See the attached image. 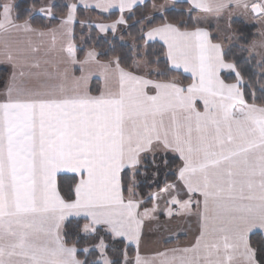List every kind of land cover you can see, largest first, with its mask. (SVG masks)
<instances>
[{
  "label": "snow or ice",
  "instance_id": "6c2138e0",
  "mask_svg": "<svg viewBox=\"0 0 264 264\" xmlns=\"http://www.w3.org/2000/svg\"><path fill=\"white\" fill-rule=\"evenodd\" d=\"M183 3L174 17L169 0H70L60 11L29 0L21 16L15 0H0L13 68L0 92V264H264V239H251L264 236V0ZM234 14L257 26L250 42ZM34 17L49 23L37 28ZM77 23L126 33L128 52L109 40L81 57ZM48 33V59L30 40L10 44ZM241 40L248 69L226 47ZM94 75L105 82L98 94L87 88ZM145 183L156 189L147 197ZM192 216L194 245L159 262L139 254L146 221L163 231Z\"/></svg>",
  "mask_w": 264,
  "mask_h": 264
},
{
  "label": "crops",
  "instance_id": "0c3cea01",
  "mask_svg": "<svg viewBox=\"0 0 264 264\" xmlns=\"http://www.w3.org/2000/svg\"><path fill=\"white\" fill-rule=\"evenodd\" d=\"M16 1L17 0H15V2ZM180 3H183V0H181ZM169 4L172 5L171 0H169ZM205 16L214 17L213 14H206ZM257 32H258V28H257ZM50 34L51 33H48L44 37H41L39 35H32V34H20L19 36L14 35L10 39V44L13 47L25 46L27 42L30 40L34 46H38L41 49V51L35 55L41 58V60H44L49 58L46 55V50H50L52 48V36ZM17 41H19V45H17ZM61 42L62 41L57 40L55 46L57 50L59 49ZM2 51H3V40L0 39V67H5L7 70L10 71V72L8 71L9 75L5 80L6 82H4L3 85L0 87V92L4 91L5 85L10 79L13 72L11 63H9L4 59ZM42 54L45 56H42ZM52 55L55 56V52H53ZM41 67L44 68L46 66L42 63ZM93 82H96L95 85L96 90L94 93L91 92L92 94H98V90L105 88V82L103 78L100 77L99 75H94L90 78L87 84V88L90 91ZM62 175H71V174H62ZM173 224H177V225L173 226L171 230L169 229L168 232H166V227L165 230H163L164 232L159 230V232L161 233L160 235L158 233V229H156L157 224L155 223V221L152 222L146 221L143 228V240L139 248V254L148 259L156 258L157 261L159 262V259H161L158 256L159 252L170 250L173 248L191 247L192 245L195 244V241L199 236V224L195 216H192L190 218H185L183 220L177 219L172 221L171 223H167V225H173ZM168 241H174V243L169 246H164V243ZM130 247L133 248L135 255L136 246L130 245ZM169 255H171V253H169Z\"/></svg>",
  "mask_w": 264,
  "mask_h": 264
},
{
  "label": "trees",
  "instance_id": "16d2710c",
  "mask_svg": "<svg viewBox=\"0 0 264 264\" xmlns=\"http://www.w3.org/2000/svg\"><path fill=\"white\" fill-rule=\"evenodd\" d=\"M54 1H55L54 4L57 8V11L62 10L63 6L65 5V1L64 0H54ZM28 3H29V0H17L16 1V4L19 6V11H20L21 16H23L24 10L27 7ZM186 10H187L186 4L178 3L173 8L170 9V15L177 17L178 13L186 11ZM86 15H88L90 18L95 19V20L97 18V15L95 12H85L81 10V12L79 13V19L86 20ZM104 22H110V20H105ZM48 23L49 22L47 20H44L41 17L33 18V25L37 28H42L44 25H47ZM129 23L131 24L132 21H129ZM55 26H56L55 23H53L52 27H55ZM232 27L234 30L241 33L249 42L256 36L257 26L253 23H248L244 21L243 19H233ZM74 33H75V42L80 50L79 55L81 57L90 47H93V46H95L97 49L102 50V51L108 50L111 47V45L106 43V41H109V40L114 42L118 53L128 52V48H121V44H130L129 42L126 43V41L128 40L126 33H125V39H124L125 41L124 40L122 41L120 40V38L113 37L111 35L99 36L98 32L94 28H92V30L89 31V28L81 27L79 23L74 25ZM89 36H91V39H89ZM230 47H232L233 55L235 56L236 60L240 62L241 66L244 69L250 68L251 67L250 63H245V61L248 60L249 54L247 52L241 51V48L245 47L244 41L241 40L238 43L234 41ZM7 76H8V70L5 67H0V87L3 85V83L7 79ZM95 85H96V82H93L92 87H91V92L93 93L96 90ZM67 176H71V175H67ZM160 179L162 181L163 176H161ZM62 183L66 187L68 183H71V181L64 180L62 181ZM150 190L155 191L156 189L154 186L150 185L149 183H145L141 187V194L144 197H147ZM69 227H71V225H69ZM251 239L255 242V241L264 239V237L257 234V235H253ZM114 243L116 244L117 247H122V245H120L118 240L115 241ZM173 243L174 241H168L164 243V246H169V245H172ZM128 252L130 255H134V250L130 246L128 248Z\"/></svg>",
  "mask_w": 264,
  "mask_h": 264
},
{
  "label": "rangeland",
  "instance_id": "374dc122",
  "mask_svg": "<svg viewBox=\"0 0 264 264\" xmlns=\"http://www.w3.org/2000/svg\"><path fill=\"white\" fill-rule=\"evenodd\" d=\"M65 1V4L66 3H69L70 2V0H64ZM51 2L52 3H54L55 1L54 0H51ZM183 4H185V3H183ZM170 6H171V8H173L174 6L173 5H170L169 4V8H170ZM188 7V6H187ZM170 8V9H171ZM89 19H91L93 22L95 21V19H92V18H90L88 15H86V20H84V21H88ZM231 19L233 20V19H243L244 20V18L243 17H241L239 14H234L232 17H231ZM245 21V20H244ZM204 22H205V24L207 25V26H209L212 30H213V33L215 34V28H216V26H217V24H216V20H215V17H213V16H205L204 17ZM246 22H248V23H253V24H255L254 22H251V21H246ZM83 27H87L88 28V25H87V23H85V25L83 26ZM94 28V27H93ZM95 29V28H94ZM96 30V29H95ZM97 32H98V30H96ZM257 33L258 32H256V35H257ZM99 34V36H104L105 34H101V33H98ZM51 35V34H50ZM52 36V35H51ZM112 36V35H111ZM119 36H120V33L118 32L115 36H113V37H118L119 38ZM57 40H60V41H63L64 40V38L63 37H61L59 34L57 35ZM125 41V40H124ZM130 43V41L129 40H127L126 41V43ZM234 42V41H233ZM233 42H232V44H233ZM231 44V45H232ZM231 45H226V47L227 46H231ZM42 56H45V55H43L42 54ZM9 71V70H8ZM10 72V71H9ZM9 72H8V75H9ZM6 82V81H5ZM156 223V222H155ZM175 225H177V224H173V225H165V227H166V232H168V230L170 229H172V227L173 226H175ZM157 226V225H156ZM156 229H158L157 227H156ZM164 232V231H163ZM165 232V233H166ZM158 233L161 235V233L159 232V230H158ZM153 235V234H152Z\"/></svg>",
  "mask_w": 264,
  "mask_h": 264
}]
</instances>
